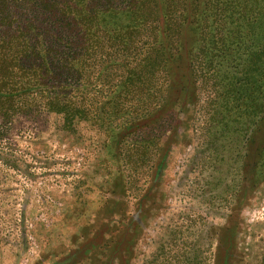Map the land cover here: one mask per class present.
Returning <instances> with one entry per match:
<instances>
[{"label": "rangeland", "instance_id": "1", "mask_svg": "<svg viewBox=\"0 0 264 264\" xmlns=\"http://www.w3.org/2000/svg\"><path fill=\"white\" fill-rule=\"evenodd\" d=\"M194 28L182 26L185 69L151 104L72 129L46 111L0 120V264H264V128L253 133L255 107L230 80L244 51L195 88ZM123 81L95 67L75 94L100 107Z\"/></svg>", "mask_w": 264, "mask_h": 264}, {"label": "trees", "instance_id": "2", "mask_svg": "<svg viewBox=\"0 0 264 264\" xmlns=\"http://www.w3.org/2000/svg\"><path fill=\"white\" fill-rule=\"evenodd\" d=\"M247 4L248 0H0V120L9 125L17 117L46 111L60 115L72 129L82 122L107 124L134 100L151 104L162 93L157 90L160 82L172 89V66L185 69L177 64L186 24L195 26L197 42L185 52L184 77L197 88L210 77L214 62L238 46L245 58L231 84L238 96L251 100L254 117L261 122L253 133L262 132L264 3L250 14ZM237 22L247 24L242 44L234 37ZM95 67L108 81L117 71L124 77L100 107L75 94L80 90L74 84H88ZM261 162L264 167V158Z\"/></svg>", "mask_w": 264, "mask_h": 264}]
</instances>
